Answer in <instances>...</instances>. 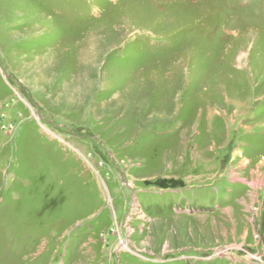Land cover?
Wrapping results in <instances>:
<instances>
[{
    "label": "rangeland",
    "instance_id": "1",
    "mask_svg": "<svg viewBox=\"0 0 264 264\" xmlns=\"http://www.w3.org/2000/svg\"><path fill=\"white\" fill-rule=\"evenodd\" d=\"M0 264H264V0H0Z\"/></svg>",
    "mask_w": 264,
    "mask_h": 264
}]
</instances>
